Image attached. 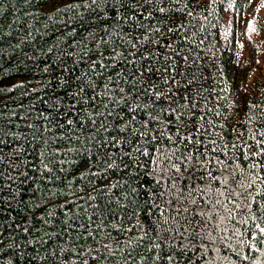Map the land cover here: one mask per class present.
Segmentation results:
<instances>
[{
  "label": "trees",
  "instance_id": "obj_1",
  "mask_svg": "<svg viewBox=\"0 0 264 264\" xmlns=\"http://www.w3.org/2000/svg\"><path fill=\"white\" fill-rule=\"evenodd\" d=\"M119 2H102L99 11L103 15L96 16L83 6L49 12L41 10L42 0H0V264H81L84 260L125 264L124 237L148 229L145 243L155 238L150 226L156 223L157 209L149 207L147 196L141 198L139 193L151 195L159 190L155 180L161 178L160 170L148 157L123 155L128 144L120 152L111 149L113 167H105V149L100 144L102 138L110 137L99 128L102 117H97L88 97L89 93L98 96L95 104L101 112V101L113 109L108 129L114 133L117 118L128 116L127 110L121 111L126 109L123 102L111 100L119 99L118 88L127 92L132 86L131 79L125 83L126 76L143 71L139 52L147 54L151 48L150 66L176 69L175 83L167 85L166 76L155 72L152 83L156 87L162 91L179 88L174 92L178 103H183L184 88L196 95L195 111L205 120L197 125L201 132L194 136L217 145L235 140L233 128L245 133V138L256 130L258 137L257 118L264 111V0H211L209 8L197 9L178 32L169 34L171 47L154 32L161 26L162 14L122 23V12L108 11L109 5ZM186 3L182 0L178 16ZM145 35L147 39L132 41L135 49L128 43L129 37ZM136 79L139 83L132 95L147 83L146 77ZM136 103L145 107L143 101H135L133 107ZM249 105L258 107L249 111ZM142 119L148 116L138 111L137 126ZM167 144L161 141L160 147ZM109 182L117 185L109 197L121 191V185L124 191L136 187L137 196L113 203L111 214L105 208L101 216L100 209L93 211V207L101 202L99 193ZM94 186L96 199L89 201L88 192ZM256 187L264 191L259 182ZM155 203L164 207L159 199ZM130 227L131 232L124 230ZM179 243V236L171 243L165 241L157 250L161 253L158 264H165L164 253L174 255L173 264H241L222 246L217 232L203 240L185 239L183 249ZM136 262L140 264L139 256Z\"/></svg>",
  "mask_w": 264,
  "mask_h": 264
},
{
  "label": "snow or ice",
  "instance_id": "obj_2",
  "mask_svg": "<svg viewBox=\"0 0 264 264\" xmlns=\"http://www.w3.org/2000/svg\"><path fill=\"white\" fill-rule=\"evenodd\" d=\"M25 2L30 3L31 0ZM102 2L107 3V0H42L41 10L52 12L60 8L79 9L83 6L92 14L101 16L103 13L99 11V5ZM181 3L182 0H120L118 6L109 5L108 11L113 15L122 12L123 15L119 18V22L122 23H131L149 17L156 18V14H162L159 15L161 26L154 28V32L161 37L165 46L171 47L168 41L169 34L178 32L186 17H191L197 9L209 8L211 0H187L184 5L185 11L178 16ZM246 27L251 28V25L246 24ZM120 39L123 40V36H120ZM140 39H147V36L129 37L128 43H131V47L135 49L136 43L132 41L138 43ZM151 54H153L151 48L147 49V54L138 53L143 60L141 66L143 71L135 70L130 77L126 76L125 83L131 79L132 86L127 92L124 88H118L119 99L111 100L113 103L123 102L126 109L122 108L121 111L127 110L128 116V119L117 118L113 124L114 133L109 132L108 129L113 109L101 101L104 109L101 112L100 105L95 104L98 96L88 94L89 99L93 101L90 107L94 106L97 117H102L99 119V128L110 137V139L102 138L100 144V147L105 149L102 153L104 156L102 163L105 167L108 169L113 167L114 153L111 149L120 152L124 145L128 144L130 147L124 150L123 155L129 156L130 159L136 154L148 157L150 164L160 170L158 174L161 178L155 180L159 190L151 195L139 193L141 198L147 196L148 201L151 202L149 207L154 205L157 209L156 223L150 226L155 238L145 243L148 229H143L139 235L124 237V243L128 247L125 264H137V256L140 257V264H147L149 260L151 264H158L161 253L157 250L165 246V241L171 243L179 236V247L183 249L185 239L194 237L203 240L206 236H211L212 232L219 234L222 246L236 255L241 264L246 262L264 264V261L260 260V257H264V191L256 187L258 182L264 185V174H262L264 173V111L257 118L261 129L258 133L259 138L256 130L245 138V133H236L233 128L235 140L227 141L222 145H217L214 140L205 143L202 137L193 135L194 132H201V127L197 125L205 120L204 115H199L195 111L198 102L196 95L189 93L188 88H184V94L180 96L183 103H178L174 92L181 91L179 88L162 91L161 88L156 87L152 83V75L155 72L159 71L161 76H166L165 85H167L170 81L175 83L176 69L164 67L161 70L150 66ZM135 55L137 54L133 53V56ZM125 60L128 58L125 57ZM128 62L134 65V60ZM96 66L93 60L92 67ZM138 75L142 78L146 77L147 83L136 88L135 95H132V89L139 83L136 79ZM108 79L111 80V77ZM104 90H108L107 85ZM80 91H85V88H80ZM135 101H143L145 107L141 109L139 103L133 107ZM256 107L258 105H249L248 110L251 111ZM138 111H143L148 116V119H142L139 126L136 122ZM185 112H190L191 116H186ZM91 122L95 125L97 121L92 119ZM68 123L71 124L72 121L69 120ZM150 124L159 127L150 128ZM86 139L90 138L86 137ZM161 141H167L168 144L162 148ZM209 145L212 147L209 148ZM149 148L152 149L151 152ZM140 163L137 161L136 167H139ZM45 167L47 168V165ZM95 174L93 172V175ZM116 187L117 185L109 182L101 189L99 193L101 202L94 205L93 211L100 209L99 215L102 216L104 209L107 208L111 214L113 203L119 204L122 199L128 200L129 195L137 196L136 187L124 191V186L121 185L122 190L112 192L109 197V192ZM96 188L97 186H94L89 190L87 197L89 201L96 199L93 195ZM105 198L108 199L106 204ZM158 199L163 202L164 207L155 203ZM112 219L116 220L117 216H113ZM124 230L131 232L132 228ZM233 241L236 242L235 247L232 246ZM210 242L215 243V241ZM119 243L118 239L117 247ZM104 247L107 249L108 245L105 244ZM141 248L144 252L140 251ZM163 255L166 257L165 264H173L175 257L172 253ZM81 264L88 262L84 260ZM176 264H179V261H176Z\"/></svg>",
  "mask_w": 264,
  "mask_h": 264
}]
</instances>
